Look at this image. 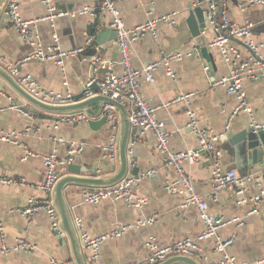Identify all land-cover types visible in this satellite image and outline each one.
Segmentation results:
<instances>
[{
  "label": "crops",
  "instance_id": "0c3cea01",
  "mask_svg": "<svg viewBox=\"0 0 264 264\" xmlns=\"http://www.w3.org/2000/svg\"><path fill=\"white\" fill-rule=\"evenodd\" d=\"M249 2L250 0H227L222 2L223 12L213 11L214 25L205 32L210 48L209 61L199 52L197 55L172 63L176 78L168 75L167 66L161 65L154 73V82L141 80V90L145 99L149 105L156 108V117L165 121L170 132L171 149L175 152L192 150L200 154V161L188 169L193 177L196 192L205 197L211 192L214 155L213 151L211 154L203 151L200 139L186 127L189 107L196 111L204 130L221 135L214 148L220 152L219 163L222 169L237 170L246 175L260 172L261 168L260 163L251 165L244 143L232 145L229 139L224 137V133L232 124H235V130H239L243 125L264 124V80L244 78L243 86L253 116L245 110L237 111L239 102L236 96L229 94L224 87L214 84V80L228 76L231 66L223 60L219 48L211 47V43L219 37V27L224 24V15L231 23L251 22L253 38L264 43V4L250 5ZM7 3L8 0L2 3L5 4L3 12L6 14ZM115 3L128 28H135L163 14L178 13L175 26L159 25L158 39L147 33L131 43L130 54L135 67L141 68L161 61L175 51H188L194 47L200 50L189 39V33L185 28V18L193 0H115ZM216 3L218 5V0ZM51 6L56 9L55 12L49 10L45 0H22L20 3L23 18L37 20V33L45 48L53 44V34L56 33L59 35V44L63 50L85 49L82 54L66 61V79L62 70L53 61L33 58L35 47L21 37L10 18L5 21L2 17L0 66L10 74L11 68L17 66L21 73L34 75L44 88L60 93L70 89L73 95L79 94L83 86H87L94 79L98 81L109 73L123 72L118 36L109 26L110 15L100 11L99 25L93 28L94 35L105 30L100 40L96 38L94 44L87 46V26L97 17L90 15L74 17L66 14L85 7L96 10L100 6V0H52ZM210 22L207 21L208 24ZM241 40L229 37L227 44L237 46L243 58L250 59L251 53ZM260 55L264 57V48ZM94 57L100 58L97 71L93 69ZM205 66L209 69L206 70ZM260 66L261 64L255 61L251 66L259 76ZM65 80L68 81V85L64 83ZM191 92L194 96L189 102L175 101L178 97ZM18 97L17 92L0 77V130L23 132L25 128L33 127L28 135H21L18 143L0 144V176H23L33 184L41 183L46 175L44 157L56 150L59 158H65L69 141L83 147L76 155H81L88 164L95 167L98 177L109 176L117 171L118 163L110 162L100 149L102 144L108 142L111 134L108 124L94 130L88 121L78 124L64 122L58 129H54L53 125L62 113L46 112L27 103L20 107L30 115L10 109V106L17 105L14 101ZM55 135L64 138L66 143L55 142L53 140ZM134 146L137 147V157L130 160L127 176H132L133 168L139 169V175L156 170L155 174L143 176L135 188L139 197L147 198L142 207L135 208L125 201L112 199L97 205H87L82 202L83 191L93 187L69 185L64 190L65 204L71 216L74 220L80 217L84 222V230L91 235L110 232L124 224H133L122 236L108 239L102 244L101 258L104 264H146L152 254L146 246L149 236L156 237L159 244L191 237L200 247L199 256L193 258L201 264H217L221 254L212 252L217 239H198L205 229L198 208L194 205L184 206L183 195L170 193L164 188L165 181L176 180L178 174L173 168L165 165L164 155L156 147L153 132L147 131L137 136L132 131L128 150H133ZM26 150L35 152L37 156L24 158ZM66 166L57 167L59 178L68 174ZM261 173L264 178V172ZM247 187L250 196L258 192V187L254 183ZM32 195L43 197L41 191L30 186L0 188V214L7 234L6 243L12 245L16 238L23 237L37 245L33 253L0 252V264H77L69 236L65 232L60 234L54 231L46 213L39 212L28 218L17 211L27 206ZM207 200L213 215L226 219L237 216L243 220L241 225L234 222L219 231L220 239L232 240L228 251L239 261L263 258L264 203L256 205L248 202L238 206L235 190L232 189L222 190L215 198ZM255 207L257 211L253 212ZM153 216L156 218L154 224L135 225L138 220ZM1 246L0 238V249ZM82 251L86 260L87 251L83 247Z\"/></svg>",
  "mask_w": 264,
  "mask_h": 264
},
{
  "label": "built area",
  "instance_id": "2783aa9c",
  "mask_svg": "<svg viewBox=\"0 0 264 264\" xmlns=\"http://www.w3.org/2000/svg\"><path fill=\"white\" fill-rule=\"evenodd\" d=\"M21 1L22 0H8L7 3V14L11 19L13 26L19 31L21 37L26 42L35 47V52L32 57L40 61H53L57 67L62 70L64 73L63 76H65L66 79V61L73 56L82 54L85 49L77 48L74 50H63L59 44V35L56 33L53 34V44L45 48L39 40L40 38L37 33V20H27L23 18L20 7ZM225 1L227 0H222V2ZM45 3L49 6L51 12L56 11V9L51 6L52 0H45ZM193 3L197 6L209 5L213 11H215L217 7L216 0H193ZM249 4H264V0H250ZM99 9L102 13H108L110 15L109 26L117 31L123 72L121 74L109 73L105 75L102 79L97 81L99 86L98 91L93 92L88 88L85 95L87 97L103 95L120 103L130 101L131 107L129 110L132 131H134L137 136L143 135L147 131L153 132L156 138V147L164 155L165 165L169 168H173L178 174L176 180H166L164 188L170 193L183 195L184 206L194 205L198 208L199 216L205 225V229L198 239H217L216 246L212 250L214 254H221V258L217 264L264 263V257L253 261H239L235 255L228 251V247L232 244V240L220 239L219 231L234 222L241 225L243 220L237 216L231 219H226L223 216L213 215L209 210L207 200L208 198H215L222 190L232 189L235 190L236 204L238 206L245 205L248 202H253L256 205L263 204L264 178L261 171L264 172V160L260 163V172H251L244 175L237 170L225 171L222 169L219 163L220 152L214 148V144L218 142L221 135L215 133L211 134L207 130H204L200 125V120L196 111L189 107L187 110L188 122L186 123V127L190 128L192 132L199 137L202 149L212 150L214 155V168L210 181L211 192L208 193L206 197L201 196L195 190L193 177L188 169L189 166L197 164L200 161V154L192 150L175 152L171 149V135L167 130L165 121L156 117V108L149 105L141 90V80L145 79L154 82V73L161 65L167 66L168 75L172 78H176L177 75L171 67L172 63L174 61H181L186 57H192L200 52L198 48L194 47L188 51L172 52L165 56L163 60L153 62L141 68H137L133 65L130 54L131 43L140 39L147 33L151 34L155 39H158L160 36L159 25L167 24L169 26H175L177 24L176 16L178 13L172 12L169 14H163L156 18L149 19L135 28H128L116 6L115 0H100ZM66 14L74 17L86 15L97 17L95 10L90 7H85L81 10ZM252 28L253 24L249 21H246L244 24L231 23L227 16L224 15V24L219 27V37L211 43V47L219 48L223 60L231 66L228 76L219 80H214V84L224 87L229 94L236 96L239 102L236 108L237 111L245 110L251 116H253V112L246 98L243 86L244 78H261L264 80V64L260 66V76L251 69L252 62H257L253 55L261 56L260 51L264 48V43L257 42L253 38ZM223 29H227L228 33H224ZM222 34H224L225 37ZM229 37H232V39L233 37L240 38L245 42L251 53L250 59H244L241 50L237 46L227 44L229 42ZM95 39L96 35L94 34L88 36L87 46L94 44ZM99 62L100 58H96L92 64L97 67V63ZM11 69V75L17 80V82L38 100L48 104L61 106L74 102V95L70 89H67L64 93L46 89L31 73H21V70L17 66H13ZM205 69L208 70L209 67L205 66ZM94 81L96 80L94 79L90 81L87 84V87H89ZM64 83L68 85L67 80H65ZM193 96L194 93H187L178 97L175 101L185 100L189 102ZM10 109H15L23 114L27 113V115H30L28 112L25 113V110L18 105H12L10 106ZM101 115L107 117V124L111 130V134L108 142L102 144L100 149L104 157L110 162L115 163L117 162L120 113L115 105L105 103L102 107ZM89 119L90 116L84 111L64 113L55 121L53 128L58 129L64 122L78 124L89 121ZM254 125L258 126V124ZM32 130V126L25 128V131L23 132L0 130V144L2 142L18 143L21 135H28ZM53 140L58 143H66L64 138L57 135L53 137ZM68 144L69 149L65 158H59L56 150L44 157L46 175L44 181L41 183L33 184L28 178L23 176H0V188L3 186H30L34 190L41 191L43 193L42 198H38L35 195L30 196L27 206L17 211L28 218H32L39 212L46 213L50 219L52 229L60 234H64V231L61 227V218L58 209L55 206L52 197L54 187L59 180L56 170L58 166H66L71 163L73 161V156L83 150V147L74 141H69ZM131 153L132 150L129 149L128 154L131 155ZM35 156H37L35 152L31 150L25 151L24 158ZM155 173L156 170H151L138 177L127 176L122 181L112 186L86 188L83 191L82 202L87 205H97L108 199L122 200L135 208H140L147 202V198L139 197L135 192V188L139 185L143 176ZM251 183H254L258 187V192L250 196L247 186ZM256 211L255 207L253 212ZM155 220L156 218L153 216L145 220H138L135 225L146 226L154 224ZM74 222L79 233L81 245L87 251V264H104L101 258L102 244L108 239L122 236L133 226V224H124L110 232L91 235L84 230V222L80 217H77ZM0 238L2 240L0 252L3 254L11 252L18 253L21 251L33 253L37 249L36 244L30 243L23 237L16 238L12 245L7 244V234L1 214ZM146 246L152 251V254L147 259V263L149 264H157L174 255L196 257L199 256L198 252L200 251V247L191 237L177 239L168 244H159L156 237L149 236L146 241Z\"/></svg>",
  "mask_w": 264,
  "mask_h": 264
},
{
  "label": "water",
  "instance_id": "95a60500",
  "mask_svg": "<svg viewBox=\"0 0 264 264\" xmlns=\"http://www.w3.org/2000/svg\"><path fill=\"white\" fill-rule=\"evenodd\" d=\"M4 0H0V18L5 21L9 19L8 14L4 13ZM216 7L217 11L223 12L222 0H218ZM97 18L87 26V36L94 34L93 28L99 25L100 9L95 10ZM214 12L209 5L197 6L194 3L190 5L188 16L185 18V28L189 33V39L192 40L199 48L200 53L207 61L210 60V48L208 46V40L205 38V32H207L211 26H213ZM207 21H211L209 24ZM105 30V29H103ZM103 30L99 31L96 38H101ZM224 33H228L227 29H223ZM116 35L117 31H115ZM219 35V34H218ZM242 41V40H241ZM243 42V41H242ZM245 43V42H244ZM246 45V44H244ZM247 47V45H246ZM255 60L261 65L264 64V58L261 56L253 55ZM34 60V59H31ZM95 57L92 61H95ZM96 65L93 64V69L96 70ZM264 72V71H263ZM0 77L3 78L11 88L19 95L15 99V104L18 106H25V104L33 105L41 110L51 113H73L84 111L89 116L88 121L91 128L94 130L100 129L107 124V117L101 115L102 107L105 103H111L117 107L120 113V129L118 136V152L117 163L118 169L115 173L98 177L96 168L88 164L81 155H74L73 161L66 166L68 174L59 178L54 190H53V202L58 209L61 218V227L63 231L69 236L70 242L73 247L74 256L77 264H87L79 237L78 230L75 226L73 217L71 216L64 200V190L69 185H82L90 187H108L115 185L127 177L130 168V160L136 159L137 147L134 146L131 155L128 154V148L130 147V137L132 132L131 118H130V101L120 103L110 97L103 95H94L85 97V92L89 88L93 92H97L99 89L98 82L94 81L89 87L83 86L81 92L74 95V102L66 105H52L45 103L37 98L33 97L27 90L22 87L17 80L2 66H0ZM189 131L192 130L189 128ZM193 133V132H192ZM194 134V133H193ZM196 135V134H195ZM197 136V135H196ZM224 137H227L232 145L245 144L248 150V156H250L251 165L255 166L264 160V124L243 125L239 130H235V124L230 125L229 130L224 133ZM199 138V137H198ZM209 140V139H208ZM208 153H212V150H203ZM132 176H139V169L133 168L131 172ZM242 174V173H241ZM149 264V263H146ZM157 264H201L197 259L187 255H174L170 256L164 261ZM216 264V263H213Z\"/></svg>",
  "mask_w": 264,
  "mask_h": 264
}]
</instances>
